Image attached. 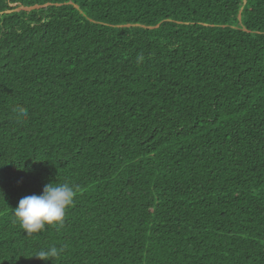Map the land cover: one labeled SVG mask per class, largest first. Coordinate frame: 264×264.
<instances>
[{
	"label": "trees",
	"instance_id": "trees-1",
	"mask_svg": "<svg viewBox=\"0 0 264 264\" xmlns=\"http://www.w3.org/2000/svg\"><path fill=\"white\" fill-rule=\"evenodd\" d=\"M0 264H264V0H0Z\"/></svg>",
	"mask_w": 264,
	"mask_h": 264
},
{
	"label": "clouds",
	"instance_id": "clouds-1",
	"mask_svg": "<svg viewBox=\"0 0 264 264\" xmlns=\"http://www.w3.org/2000/svg\"><path fill=\"white\" fill-rule=\"evenodd\" d=\"M75 196L74 188L67 183H48L44 186L42 194L22 197L13 210V215L27 235L41 232L46 225L62 227L66 210L72 206ZM59 254L60 250L51 247L41 250L36 257L46 261Z\"/></svg>",
	"mask_w": 264,
	"mask_h": 264
},
{
	"label": "rangeland",
	"instance_id": "rangeland-1",
	"mask_svg": "<svg viewBox=\"0 0 264 264\" xmlns=\"http://www.w3.org/2000/svg\"><path fill=\"white\" fill-rule=\"evenodd\" d=\"M15 9H17V8H15ZM10 10H6V12H9Z\"/></svg>",
	"mask_w": 264,
	"mask_h": 264
}]
</instances>
